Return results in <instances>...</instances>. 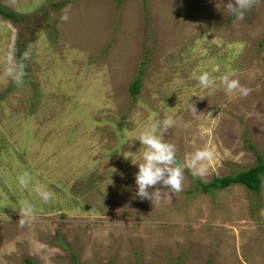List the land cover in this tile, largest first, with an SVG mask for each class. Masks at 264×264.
Masks as SVG:
<instances>
[{
    "label": "rangeland",
    "instance_id": "rangeland-1",
    "mask_svg": "<svg viewBox=\"0 0 264 264\" xmlns=\"http://www.w3.org/2000/svg\"><path fill=\"white\" fill-rule=\"evenodd\" d=\"M227 2L0 0L21 18L0 16V264H264V175L258 192L194 188L264 160V0L243 20ZM17 47L31 53L23 86L2 75ZM204 71L215 91L194 78ZM225 74L251 94H226ZM188 98L219 122L194 116ZM169 115L178 162L193 144L217 158L152 203L136 195L137 138ZM23 201L36 214L21 226Z\"/></svg>",
    "mask_w": 264,
    "mask_h": 264
},
{
    "label": "clouds",
    "instance_id": "clouds-1",
    "mask_svg": "<svg viewBox=\"0 0 264 264\" xmlns=\"http://www.w3.org/2000/svg\"><path fill=\"white\" fill-rule=\"evenodd\" d=\"M260 0H228L226 4L219 3L220 7L231 12L237 20H243L245 14L254 6L259 4ZM63 22H68L67 14L61 17ZM31 57L29 50H25L19 59L16 57L15 49L10 50L6 56V62L3 69V78L14 82L17 86H23L24 77L26 75V61ZM232 74H225L220 78V84L226 94H238L241 98H246L251 94L252 89L242 85L239 79L231 78ZM194 78L204 89L211 88L215 91L216 80L207 71L202 72ZM204 97H201L203 99ZM188 109L196 117L205 115L207 120L218 123V115L214 118L212 113H201L197 111L194 103H189ZM175 124L174 115H169L163 120L153 117L152 124L146 128L137 138L143 146L142 162L138 165V172L135 175V183L137 185L136 195L141 200H149L153 202H161L165 196L168 201L174 194H178L183 190L185 179V169L187 168L194 176H204L208 172L209 165L216 160L217 153L214 147L209 144L203 146H195V151L185 155L184 161L177 160V147L173 143H168L165 136L169 133V129ZM186 124L185 127H189ZM19 184L23 188H28L31 182V175L24 172L19 178ZM165 189L168 191L165 193ZM33 191L41 198L44 203L50 202L55 193L47 189L46 186L37 184ZM36 210L34 206L28 202H22V211L20 212L19 223L24 226L29 220L35 217Z\"/></svg>",
    "mask_w": 264,
    "mask_h": 264
},
{
    "label": "trees",
    "instance_id": "trees-1",
    "mask_svg": "<svg viewBox=\"0 0 264 264\" xmlns=\"http://www.w3.org/2000/svg\"><path fill=\"white\" fill-rule=\"evenodd\" d=\"M0 16L13 23H19L21 20L18 13L8 10L7 8L3 7L1 4H0ZM16 54L20 56L19 47H17ZM139 86H140V74H138L135 81L130 84V91L132 96H135L138 93ZM263 175H264V160L260 156H258V161L255 165L247 169L241 170L235 175L227 174L224 176H214L211 180L207 182H203L199 179H196V184L194 188L199 189L204 193H208L213 190L226 188L231 184L239 183L246 186L248 189L254 192H258L261 188Z\"/></svg>",
    "mask_w": 264,
    "mask_h": 264
}]
</instances>
